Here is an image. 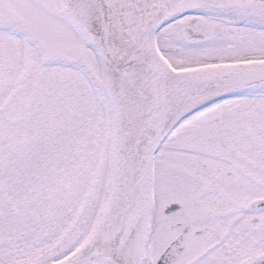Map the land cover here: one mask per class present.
<instances>
[{
	"label": "snow or ice",
	"instance_id": "snow-or-ice-1",
	"mask_svg": "<svg viewBox=\"0 0 264 264\" xmlns=\"http://www.w3.org/2000/svg\"><path fill=\"white\" fill-rule=\"evenodd\" d=\"M0 264H264V0H0Z\"/></svg>",
	"mask_w": 264,
	"mask_h": 264
}]
</instances>
